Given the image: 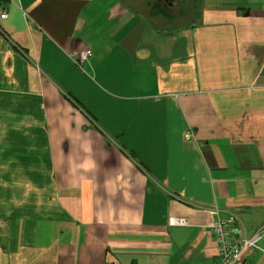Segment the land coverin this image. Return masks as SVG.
<instances>
[{
    "label": "crops",
    "instance_id": "1",
    "mask_svg": "<svg viewBox=\"0 0 264 264\" xmlns=\"http://www.w3.org/2000/svg\"><path fill=\"white\" fill-rule=\"evenodd\" d=\"M138 4L0 0V264H214L213 209L264 225V0Z\"/></svg>",
    "mask_w": 264,
    "mask_h": 264
},
{
    "label": "built area",
    "instance_id": "2",
    "mask_svg": "<svg viewBox=\"0 0 264 264\" xmlns=\"http://www.w3.org/2000/svg\"><path fill=\"white\" fill-rule=\"evenodd\" d=\"M1 18L7 16L6 11L1 13ZM92 56L89 49L75 51L71 54V58L79 65ZM219 210L215 208L211 211L212 219L209 227L215 235L219 260L214 264H243L247 256L258 247V243L264 239V225L254 231L251 235H240L242 229L235 214L228 219L219 217ZM184 218L170 216V225L186 224ZM235 223L236 226L232 224ZM239 225V226H238Z\"/></svg>",
    "mask_w": 264,
    "mask_h": 264
},
{
    "label": "rangeland",
    "instance_id": "3",
    "mask_svg": "<svg viewBox=\"0 0 264 264\" xmlns=\"http://www.w3.org/2000/svg\"><path fill=\"white\" fill-rule=\"evenodd\" d=\"M135 1L139 3L143 14L146 11L154 12L153 15L155 16H150L151 21L162 30H175L195 19L200 4V0H175L172 5H167L164 0Z\"/></svg>",
    "mask_w": 264,
    "mask_h": 264
},
{
    "label": "water",
    "instance_id": "4",
    "mask_svg": "<svg viewBox=\"0 0 264 264\" xmlns=\"http://www.w3.org/2000/svg\"><path fill=\"white\" fill-rule=\"evenodd\" d=\"M168 5H172L175 0H164Z\"/></svg>",
    "mask_w": 264,
    "mask_h": 264
}]
</instances>
